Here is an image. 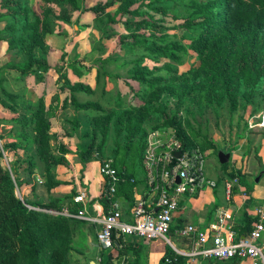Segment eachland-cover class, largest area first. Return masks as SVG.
Instances as JSON below:
<instances>
[{
  "label": "trees",
  "instance_id": "trees-1",
  "mask_svg": "<svg viewBox=\"0 0 264 264\" xmlns=\"http://www.w3.org/2000/svg\"><path fill=\"white\" fill-rule=\"evenodd\" d=\"M42 1L63 6L65 9L59 18L64 22H68L75 12L79 16L88 13L98 20L103 19L102 37L113 40L118 36L123 53L119 57L102 61L124 71L125 76L121 78L138 99L129 108L119 105L120 114L111 116L112 106L118 105L116 100L122 95L120 92L111 94L106 89V67L87 66L88 71L92 68L96 70L95 89L82 82L71 83L65 75H60L59 89L65 92L60 108L65 111L72 106L78 116L71 121V132H62L61 138L76 136L78 139L76 154L83 167L81 172L87 163L97 160L95 153H103L109 127L113 126L117 134L121 133L125 112L130 126L133 117L136 116L137 119L136 126L128 130L131 134L126 147L142 133L139 146L142 155L149 131L163 128L161 126H172L184 146L191 148L194 144L176 120V111L173 112L175 114L167 115L168 111L160 106V100L166 92L178 91V95H183L179 92L180 89L186 92L199 89L203 91L210 106L213 103L220 105L225 100L229 110L233 112L246 77L251 76L247 84L250 87H256L264 78V0H174L176 5L182 6V10L174 17L182 22L172 26L173 28L167 24L168 9L163 5L170 0H111L106 4L98 3L82 8L76 0ZM117 3L120 17L115 20L106 15V12ZM136 4L137 7L133 9ZM0 10V17L6 20L0 31V43H6L9 50L23 51L28 56L25 62L10 65L9 70L17 73L22 80L30 75L39 80V73L49 69L45 57L35 54V49L43 46L40 20L36 18L33 22L27 21L23 28L31 31L26 38H20L16 36L15 30L21 19L28 15L26 0H0ZM171 29H183L189 35L177 39V35H169ZM192 57L205 62L198 71L202 75V82L190 89L181 86L175 90L171 78L177 73V67ZM160 58L166 59L167 63L151 68L146 65L147 61H158ZM261 58V62H256L255 59ZM71 68L79 75L75 65ZM130 82L137 84L138 89L134 90ZM97 93L99 95L94 100ZM58 100L59 96L53 97L46 108L42 97L30 100L21 88H18V92H13L7 87L6 81L0 78V103L4 102L7 105L5 109L18 116L2 121L12 125L16 142L5 144L1 149L4 152L23 150L29 172L44 175L43 184L47 188L61 184L54 181L52 169L59 165H69L64 158L68 152L65 145L57 146L60 156L51 155L53 135L50 133L48 113ZM129 111L135 112V115H131ZM145 112L148 117L160 115L163 118L162 124L152 126L149 131L141 130L147 117ZM98 138L99 142H96ZM87 139L89 142L86 145ZM204 150L202 148L201 151ZM1 158L0 152V264H72L71 252L83 254L86 250L74 243L77 235L83 240L86 222L43 211L44 205L31 204L21 199L16 192L18 183L13 178L12 169L3 167ZM257 161L261 163L260 158ZM221 167L225 170L227 164ZM118 174L122 182L117 187V193L125 179L128 182L131 180L119 171ZM226 176L230 180L238 178L239 184L246 186L243 169L226 173ZM72 196H76L74 190L70 197ZM113 201L114 198L109 200L101 193L99 203L104 215L108 214ZM255 221L256 217L248 218L245 226L239 232L235 231L236 237H241V234L247 236ZM120 254L122 250L119 251ZM104 257V264H109L110 257ZM158 264H186V258L168 248Z\"/></svg>",
  "mask_w": 264,
  "mask_h": 264
},
{
  "label": "rangeland",
  "instance_id": "rangeland-1",
  "mask_svg": "<svg viewBox=\"0 0 264 264\" xmlns=\"http://www.w3.org/2000/svg\"><path fill=\"white\" fill-rule=\"evenodd\" d=\"M76 1L78 6L82 8L92 7L98 3L106 4L111 0ZM26 2L28 6V15L26 18L23 17L18 23L15 33L17 37L26 38L31 30L24 29L23 25L27 21L33 22L36 18L40 20L43 46L35 49V54L36 56L43 55L49 65L46 74L43 75V73H45L43 72L39 75V78L44 79L45 77L51 84H57L52 99L55 96L62 98L65 94V92H61L60 90L58 92L57 88L61 85L58 81L60 75H65V77L69 79V76H71V66L83 65L97 66L99 68H102L103 66L106 67V72L108 74L105 79L106 89L109 90L111 94H116L117 92L123 94L119 100H116L118 105L112 106L111 116L120 114L119 105L121 107L125 106V108H129V105L132 106L135 104L138 99H136L133 93L129 91L127 84H125L121 78L125 76L124 71H119L116 69L115 65L109 66L106 62L102 61L116 56L119 57L123 53V51L120 50L118 36L113 40H106L102 37L103 34L101 28H104L103 19L98 20L92 14L88 13L79 16V13L75 12L71 14L68 22H64L59 18L64 12L65 8H63V6L46 4L42 0H26ZM163 5L168 9V15L166 16L168 26L172 27L180 24L182 20L175 19L174 16L182 10V6L176 5L174 0L165 2ZM136 7L137 4L133 6V9ZM118 8L119 5L117 3L116 6L107 10L106 15L115 20L119 19L120 12ZM0 22L4 25L6 24V20L1 17ZM3 28L4 26L2 29ZM169 35H177V39H181L182 36H188L189 33L183 29H171ZM1 45L2 44L0 43V78L9 81L11 79V72L9 70L10 65L23 63L27 60L28 56L23 51L9 50L7 44L6 51H2ZM255 60H257L256 62H261L262 58ZM164 63H167V60L160 58L158 61H147L146 65L151 68L153 66H160ZM204 65L205 62H202L196 57L188 58L183 65L177 67V73L171 78L173 88L178 90L181 86H186L187 89H190L192 86L201 83L202 75L198 71ZM117 75L120 77H117ZM250 78L251 76L246 77V83L241 87L237 107L233 112L229 110L228 104L225 100H223L220 105L213 103V106H210L207 103V98L203 91L199 89L192 91L187 90L188 92L180 89L179 92L183 95H178V91H173L171 93L166 92L160 100V106L168 111L167 115L176 113V120L184 129L189 140L194 146L199 147V149L202 150V148H204L205 150L203 152L215 155L218 150H221L224 147L229 149L230 147L227 146L231 145L236 138L244 136L247 132V137L252 138L248 149L249 153H253L254 151L256 152L255 158H261V155H264V127H260L258 124L264 114V78L256 87L247 86ZM33 79L36 80V77L34 76ZM130 84L134 90L138 89L137 84L132 82H130ZM98 95L99 93H97L93 99H97ZM53 105L55 107H52L48 113L49 121L52 117V112L57 115L59 114L56 120L57 123L54 124V126L60 127V129H65V131H71L73 129V123H71V121L78 118L77 112L72 106H69L67 110L62 111L61 108H59L58 102L53 103ZM6 106L7 105H4V102L0 103V107L3 111L5 110V113L11 115V112L5 109ZM174 111L176 112L173 113ZM128 113L135 115V112L129 111ZM13 116V118L18 117L15 114ZM145 116H147L146 112ZM135 117L136 116L133 117V123L130 126L126 121L127 117L125 112V122L122 124L123 130L121 133L117 134L113 126L109 127L103 153L101 155L98 153L94 154V157L97 159L94 161H98L100 165L106 160L112 161L113 165L119 172L124 174L126 178H131L134 182L139 181L138 176L140 177L142 172L140 159L141 150L139 147L143 138L142 133L138 134L133 143H130L128 147H126V143L131 134L128 130L131 127H135L137 124V119ZM162 119L163 118L158 114H155L153 117H145L141 125V130L145 129L149 131L152 126L158 123L162 124ZM51 124L52 123L50 122V128ZM161 127L174 129L172 126ZM59 136H61L60 133ZM51 142L53 149H55L54 147L57 146V140L53 138ZM68 142L72 146L75 145L73 136L68 138ZM87 142H89L88 139L86 145ZM96 142H99V138ZM3 145L5 144L0 140V152L2 154L3 151L1 146ZM213 157L214 156L207 155L206 166L211 165V161L214 160ZM1 159L3 167L7 168V163L4 161L3 157ZM16 192L21 198L18 188L16 189ZM86 224L89 226V230L94 232L95 229L92 224ZM100 229H102V227H99V230ZM168 237L171 238L170 235H168ZM74 243L80 244L83 250L86 249L81 236L77 235ZM83 254L79 252H71L70 256L72 264H89L90 261H96L99 264L104 263L103 261H97L96 253H93L90 256H83Z\"/></svg>",
  "mask_w": 264,
  "mask_h": 264
},
{
  "label": "crops",
  "instance_id": "crops-1",
  "mask_svg": "<svg viewBox=\"0 0 264 264\" xmlns=\"http://www.w3.org/2000/svg\"><path fill=\"white\" fill-rule=\"evenodd\" d=\"M1 13V10H0ZM4 26L0 22V31ZM2 51H6V43H1ZM79 71H73L70 67L71 76L69 80L71 83L82 82L92 89H95L96 85V70L90 69L88 71L87 66L75 65ZM2 68V67H1ZM11 72V79L6 81L7 87L13 92H18V88H21L26 95V98L33 100L36 97H42L46 108L49 107L52 99V95L55 93V85L44 77V79L34 80L32 75L26 77L24 80L20 79L17 73ZM13 73V75H12ZM42 73H39V75ZM43 73V75H45ZM60 86L57 88L58 92ZM11 90V91H12ZM109 91V90H108ZM121 95H123L121 93ZM65 94L63 95V97ZM63 97H59L56 101L61 105ZM83 99V97H81ZM52 107H55L52 105ZM59 115V114H58ZM58 115L52 112L50 118L51 128L50 133L57 140L56 144L65 145L68 150L64 158L68 162V166L59 165L52 169L54 181L60 182L59 186L47 188L38 181H45V176L38 172H29L27 163L24 160L23 150L17 149L16 151H6V160H8L7 168L12 169V175L14 180L18 183V191L21 199L26 200L31 204H42L45 206L43 211H48L54 214H63L69 212L71 214L77 213V206L74 203V197H70L72 190L76 195L80 190H85L87 194L86 202V214L92 220H101L104 216V212L101 204L99 203V197L103 192V179L100 173V164L98 161H92L87 163L84 171H82V164L79 156L76 154V145L78 139L73 136L75 145L72 146L68 142V138H61L59 133L65 131L60 127L54 126L57 123ZM13 114L8 115L5 110L0 107V140L4 144L16 142L14 134L12 132V125L5 124L3 120H12ZM65 132H71L69 130ZM82 130H80V133ZM77 139V142H76ZM251 137H247V132L241 138H236L231 145L227 146L232 149L222 148L220 151H224L230 155L227 167L225 170L221 167L222 164L218 161L217 151L215 155L207 153L208 156H214V160L211 161L210 166L205 165L206 174L209 179L215 181L216 186L214 188H204L196 195H185L179 205L177 213L174 217L171 230H170V244L165 241L159 240H144L141 238H123L119 236L114 240L113 246L108 252H103L100 249L98 236L101 231V224L96 221H90L94 227V232L89 230V226L86 225L84 231L83 240L85 241L86 250L83 252V256H90L93 253L97 254V261L101 262L104 256H109V264H158L160 259L165 255L168 248L173 250L176 254H179L186 258V264H252L249 260L231 259L226 261H214L211 259H204L200 256H189V252L192 249V241L188 238H182L179 236V231L186 226L192 225L198 229H204L208 227L216 218L217 212L220 209L227 211L228 223L231 231L235 234L239 232L241 228L245 226L248 218L255 216V209L258 206L264 205V155H261V163L259 164L255 158V153H249V145ZM244 143V144H242ZM57 146L53 149L51 142V155L53 157L60 156L57 151ZM257 146V145H256ZM255 146V147H256ZM226 149V150H225ZM255 149V148H254ZM257 150V149H256ZM207 157V156H206ZM217 161V164H216ZM243 169L245 174L246 186L237 185L233 189V194L230 200H226L224 182L227 180L226 173H230L235 170ZM142 170V167H141ZM139 181L130 182L125 179L122 185L118 188L114 199L117 204L118 210L122 214V218L125 222L131 223V209L136 201L142 196L147 197L148 188L144 182L143 170L141 176H138ZM50 206V207H49ZM236 236V235H235ZM244 236L241 234V237ZM237 238V237H235ZM261 243L264 245V236ZM122 250V254L119 255V251ZM89 264H99L96 261H90ZM104 264V263H103Z\"/></svg>",
  "mask_w": 264,
  "mask_h": 264
},
{
  "label": "built area",
  "instance_id": "built-area-1",
  "mask_svg": "<svg viewBox=\"0 0 264 264\" xmlns=\"http://www.w3.org/2000/svg\"><path fill=\"white\" fill-rule=\"evenodd\" d=\"M258 126L264 127V114ZM253 127V126H251ZM3 151V150H2ZM180 153L176 156L177 153ZM207 153L194 146L186 148L174 129L157 128L148 132L141 155L147 197L142 196L131 209V223L123 220L115 199L108 214L101 220H92L86 214L87 194L80 190L74 198L77 213L62 215L85 222L96 221L102 229L98 240L100 249L107 252L119 236L144 240H163L170 244L171 226L179 205L185 195H196L204 188H214L215 181L208 178L205 169ZM2 157L6 163L5 152ZM103 193L111 200L122 182L112 161L100 165ZM179 180V182H178ZM41 185L43 182L38 181ZM238 178L224 182L226 200H230ZM256 221L247 236L235 238L228 223L227 211L220 209L215 220L206 228L192 225L179 231V236L192 241L189 256H200L214 261L231 259L249 260L252 264H264V205L255 209ZM180 254V253H179ZM178 254V255H179ZM102 261L104 257L100 258Z\"/></svg>",
  "mask_w": 264,
  "mask_h": 264
},
{
  "label": "water",
  "instance_id": "water-1",
  "mask_svg": "<svg viewBox=\"0 0 264 264\" xmlns=\"http://www.w3.org/2000/svg\"><path fill=\"white\" fill-rule=\"evenodd\" d=\"M76 142H77V139H76ZM179 154L180 153L178 152L176 154V156H178ZM217 158H218V161L220 162V164L223 165V164H227L228 163L230 155L228 153L223 152V151H219L217 153ZM178 182H179V180H178Z\"/></svg>",
  "mask_w": 264,
  "mask_h": 264
}]
</instances>
